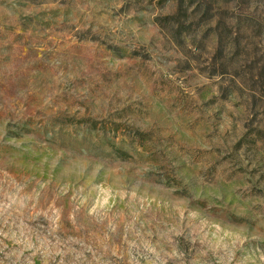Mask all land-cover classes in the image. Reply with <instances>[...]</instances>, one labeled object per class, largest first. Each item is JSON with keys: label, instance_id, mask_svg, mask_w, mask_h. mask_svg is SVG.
Returning <instances> with one entry per match:
<instances>
[{"label": "rangeland", "instance_id": "374dc122", "mask_svg": "<svg viewBox=\"0 0 264 264\" xmlns=\"http://www.w3.org/2000/svg\"><path fill=\"white\" fill-rule=\"evenodd\" d=\"M0 264H264V0H0Z\"/></svg>", "mask_w": 264, "mask_h": 264}]
</instances>
